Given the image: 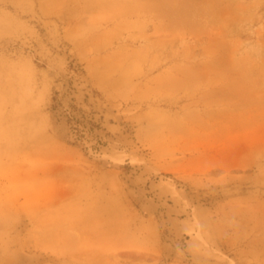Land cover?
I'll list each match as a JSON object with an SVG mask.
<instances>
[{
    "label": "rangeland",
    "instance_id": "374dc122",
    "mask_svg": "<svg viewBox=\"0 0 264 264\" xmlns=\"http://www.w3.org/2000/svg\"><path fill=\"white\" fill-rule=\"evenodd\" d=\"M0 264H264V0H0Z\"/></svg>",
    "mask_w": 264,
    "mask_h": 264
},
{
    "label": "trees",
    "instance_id": "16d2710c",
    "mask_svg": "<svg viewBox=\"0 0 264 264\" xmlns=\"http://www.w3.org/2000/svg\"><path fill=\"white\" fill-rule=\"evenodd\" d=\"M66 122L70 126V130L75 133V135H79V137L82 135L81 133L83 132L79 128V120L75 119L73 116L69 114H65ZM77 140V139H76ZM71 144H76V141L71 142Z\"/></svg>",
    "mask_w": 264,
    "mask_h": 264
}]
</instances>
